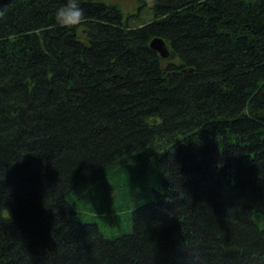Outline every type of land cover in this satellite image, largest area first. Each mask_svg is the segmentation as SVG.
<instances>
[{
    "label": "trees",
    "instance_id": "obj_1",
    "mask_svg": "<svg viewBox=\"0 0 264 264\" xmlns=\"http://www.w3.org/2000/svg\"><path fill=\"white\" fill-rule=\"evenodd\" d=\"M106 1L0 0V264H264V0Z\"/></svg>",
    "mask_w": 264,
    "mask_h": 264
},
{
    "label": "clouds",
    "instance_id": "obj_2",
    "mask_svg": "<svg viewBox=\"0 0 264 264\" xmlns=\"http://www.w3.org/2000/svg\"><path fill=\"white\" fill-rule=\"evenodd\" d=\"M85 16L80 0H67L55 13L56 21L62 26L79 25Z\"/></svg>",
    "mask_w": 264,
    "mask_h": 264
},
{
    "label": "rangeland",
    "instance_id": "obj_3",
    "mask_svg": "<svg viewBox=\"0 0 264 264\" xmlns=\"http://www.w3.org/2000/svg\"><path fill=\"white\" fill-rule=\"evenodd\" d=\"M106 2L110 4L117 5L120 10L122 11L124 17L130 18L134 17L137 13L139 16L140 14L145 17L149 11V5L152 3V0H107ZM84 218H82L83 220ZM129 226L127 223L125 224V230H127ZM102 231H106L107 229L101 225Z\"/></svg>",
    "mask_w": 264,
    "mask_h": 264
},
{
    "label": "water",
    "instance_id": "obj_4",
    "mask_svg": "<svg viewBox=\"0 0 264 264\" xmlns=\"http://www.w3.org/2000/svg\"><path fill=\"white\" fill-rule=\"evenodd\" d=\"M150 47L158 52L161 58H167L169 55V51L166 47V43L162 38L155 37L150 41Z\"/></svg>",
    "mask_w": 264,
    "mask_h": 264
}]
</instances>
